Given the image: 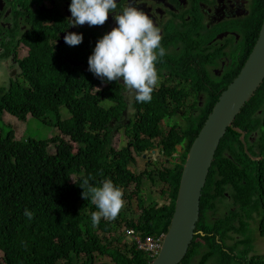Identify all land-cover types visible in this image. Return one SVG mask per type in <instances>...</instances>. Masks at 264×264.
<instances>
[{"label": "trees", "instance_id": "1", "mask_svg": "<svg viewBox=\"0 0 264 264\" xmlns=\"http://www.w3.org/2000/svg\"><path fill=\"white\" fill-rule=\"evenodd\" d=\"M36 53L34 48L31 57L22 62L23 73L8 88H0V122H5V116L10 115L23 124L31 118L48 125L47 115L54 114L59 135L46 141H18L11 126L5 135L0 134L2 264H95L98 259H108L110 264H150L145 252L127 238L126 230H134L141 239L168 233L183 164L208 118L198 126L164 134L159 121L166 113H158V118L145 107L142 121L133 124V119L128 117L130 112L126 111L128 104L133 107V103L121 86L112 83L101 88L100 83L104 81L96 79L90 71L73 67L64 61L65 57ZM254 101L255 98L246 105L234 127L240 125L239 121ZM62 108L70 114L69 120H62ZM124 115L127 118L122 121ZM120 130L127 145L116 151L112 140ZM232 137L230 129L215 153L203 190L202 217L213 210L210 194L215 188L214 174L227 172V165L228 172L233 173L236 163L229 159L224 163L220 153ZM176 147L183 148L177 162L173 156ZM157 149L165 160L173 162L171 167L157 173L161 187L166 188L161 194L167 201L160 206H147L142 184L146 177L152 180V173L147 170L134 173L131 166L137 163L136 156ZM234 158L240 165L235 172L240 176L239 186L244 182L249 186L239 187L240 202L242 193H248L250 214H260L264 210V160ZM84 178H89L93 186L110 179L122 190L123 199L133 201L135 197L141 210L138 219L124 217L106 221L102 218L93 227L91 214L97 208L81 197L79 184ZM130 188L133 192L126 195ZM220 189L218 185L217 191ZM26 208L34 213L30 222L24 215ZM259 231L264 236V219ZM209 245L213 246L212 238Z\"/></svg>", "mask_w": 264, "mask_h": 264}, {"label": "flooded vegetation", "instance_id": "2", "mask_svg": "<svg viewBox=\"0 0 264 264\" xmlns=\"http://www.w3.org/2000/svg\"><path fill=\"white\" fill-rule=\"evenodd\" d=\"M116 2L117 13L134 6L153 20L160 29L161 46L165 48L166 55L156 65L159 82L150 103H137L134 93L129 92L119 79L102 82L99 87L116 83L124 89L133 103V107L128 104L130 106L126 110L133 112V124L142 121L145 107L158 118V113L165 112V117L162 116L159 121L164 134L180 132L181 127L198 126L210 116L221 96L245 67L264 24V0ZM70 3L71 0H0V85L8 80L10 86L11 81L23 73L22 62L31 57L34 48L39 56L65 57L64 61L73 67L89 72L87 59L96 42L117 26L114 13H109L107 21L100 26H89L87 23L71 26ZM68 33L82 34V42L77 46L67 45L64 36ZM262 86L253 96L255 101L242 116L240 125L234 127L233 124L231 141L220 149L224 163L229 159L236 165L233 173L228 172L227 165V172L214 174L215 188L210 194L213 210L207 216H200L183 264H261L264 259V251H254L256 240L251 238L253 223L255 227L256 223L260 224L264 219V210L260 214L256 212L258 215L252 213L254 219L251 220L249 194L243 192L240 202L239 187L249 186L245 182L239 186L240 176L235 172L240 165L234 158L264 160ZM130 116L131 113H128ZM126 118L124 115L122 121ZM153 152L160 155L158 149L147 154L153 155ZM182 153L183 148L176 147L173 156L177 158ZM218 185L221 188L219 192ZM203 199L204 193L201 203ZM258 236L264 238L260 231ZM211 238L213 246L209 245Z\"/></svg>", "mask_w": 264, "mask_h": 264}, {"label": "clouds", "instance_id": "3", "mask_svg": "<svg viewBox=\"0 0 264 264\" xmlns=\"http://www.w3.org/2000/svg\"><path fill=\"white\" fill-rule=\"evenodd\" d=\"M116 10V0H71L70 25L87 23L89 26H100L107 21L109 13H114L117 26L96 42L87 59L88 71L104 82L122 80L124 87L134 93L137 103H150L159 82L156 65L166 55L165 48L161 46L160 29L147 14L134 6L126 7L119 13ZM82 39V34L68 33L64 36L69 46L79 45ZM79 186L82 188V199L90 200L97 208L91 214L93 227H97L102 218L115 220L124 207L123 192L110 179L103 180L100 186H93L89 178H84ZM24 215L29 222L34 217V213L27 208ZM154 259L149 260L152 262Z\"/></svg>", "mask_w": 264, "mask_h": 264}, {"label": "water", "instance_id": "4", "mask_svg": "<svg viewBox=\"0 0 264 264\" xmlns=\"http://www.w3.org/2000/svg\"><path fill=\"white\" fill-rule=\"evenodd\" d=\"M264 82V24L239 76L221 96L183 164L175 212L159 255L150 264H183L196 234L201 198L222 141ZM155 154V152H153ZM146 156H144V159Z\"/></svg>", "mask_w": 264, "mask_h": 264}, {"label": "rangeland", "instance_id": "5", "mask_svg": "<svg viewBox=\"0 0 264 264\" xmlns=\"http://www.w3.org/2000/svg\"><path fill=\"white\" fill-rule=\"evenodd\" d=\"M2 82V79L0 78V83ZM9 86V81L5 80L2 85H0V88H6ZM131 113V120L133 119V112ZM61 118L62 120H69L70 114L68 111L64 108L61 109ZM5 122H0V134L5 135L7 132H9L11 129H9L8 126H11L15 132H16V140L18 141H26V140H35V141H46L49 139H52L59 135V131L57 128H55L56 124V117L54 114H48L47 115V124H43L41 122H38L34 119L29 118L28 122L23 124L20 123L17 119L10 115L5 116ZM184 129V127H181ZM165 132V131H164ZM113 148L116 151L121 150L127 145V140L123 135V130H120L118 134H114L113 136ZM180 150V148H178ZM54 152V150H52ZM143 156H146V159H141V157L136 156L137 163L131 166L132 172L134 173H142L144 170H147V172L152 173V180L148 179L147 177L144 178L142 189H143V196L145 197V203L147 206L150 205H162L167 201V198H165L164 195L161 194V191L166 189L164 187H161L160 181H158L157 173L160 172L163 168L171 167L173 162L170 160H165L161 155L158 154H145ZM178 157L176 158V162ZM133 192V188L126 190V195ZM124 200V207L119 212L117 219L124 218L126 220H137L141 210L137 207V200L135 197H133V201H130L127 197L123 199ZM254 214H257L256 212ZM254 214L250 215V219H254ZM258 215V214H257ZM253 236L251 238H255L256 247L255 249L258 250L255 252L261 253L264 251V238L261 239V237L258 236L259 231V224L253 223ZM121 233L120 229L118 230V234ZM126 240V239H125ZM264 255V252L263 254ZM3 263L2 260V253L0 252V264ZM95 264H110L108 259H101L97 260Z\"/></svg>", "mask_w": 264, "mask_h": 264}, {"label": "built area", "instance_id": "6", "mask_svg": "<svg viewBox=\"0 0 264 264\" xmlns=\"http://www.w3.org/2000/svg\"><path fill=\"white\" fill-rule=\"evenodd\" d=\"M126 236L132 242H135L138 248L148 255L149 259H154L160 253L165 238V234H161L156 238L147 237L141 239L140 235L134 230H126Z\"/></svg>", "mask_w": 264, "mask_h": 264}]
</instances>
